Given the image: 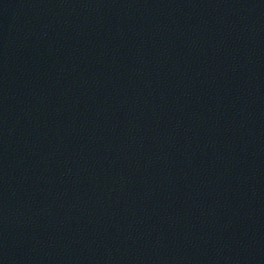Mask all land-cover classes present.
<instances>
[{
    "label": "water",
    "instance_id": "obj_1",
    "mask_svg": "<svg viewBox=\"0 0 264 264\" xmlns=\"http://www.w3.org/2000/svg\"><path fill=\"white\" fill-rule=\"evenodd\" d=\"M0 264H60L0 128Z\"/></svg>",
    "mask_w": 264,
    "mask_h": 264
}]
</instances>
